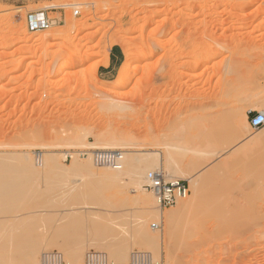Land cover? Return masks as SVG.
<instances>
[{
	"label": "rangeland",
	"instance_id": "1",
	"mask_svg": "<svg viewBox=\"0 0 264 264\" xmlns=\"http://www.w3.org/2000/svg\"><path fill=\"white\" fill-rule=\"evenodd\" d=\"M42 9L62 22L29 31L28 14ZM114 46L124 61L105 74ZM166 107L180 115L166 123ZM255 108H264V0H0V264H53L55 255L84 264L90 252L111 264H132L131 254L142 264H264V211L247 194L264 174V143L250 142L264 126H241ZM109 138L130 165L160 154L167 180L169 146L180 143L175 172L196 180L173 178L188 181V195L150 215L136 199L153 193L131 176L89 173L95 151H112L90 143ZM47 158L60 162L53 172ZM140 223L160 244L144 241Z\"/></svg>",
	"mask_w": 264,
	"mask_h": 264
},
{
	"label": "bare ground",
	"instance_id": "2",
	"mask_svg": "<svg viewBox=\"0 0 264 264\" xmlns=\"http://www.w3.org/2000/svg\"><path fill=\"white\" fill-rule=\"evenodd\" d=\"M134 57H133V54H131V53H127V57H126V62L127 63H129L132 59H133ZM241 58V57H240ZM254 66V65H253ZM256 66H259V65H255V68H256ZM254 68V67H253ZM129 68L127 67V68H125L124 69V71H126V70H128ZM123 71V72H124ZM123 72H121V74L123 73ZM115 103V102H114ZM108 103H106V105H107ZM108 105H110V104H108ZM179 106H180V104H178ZM113 107H115V104H113L112 105ZM119 106V105H118ZM121 106V105H120ZM124 106V105H123ZM126 106V105H125ZM108 107H111V106H108ZM259 107V106H258ZM122 108V107H121ZM121 108L119 109V110H121ZM129 108V107H128ZM131 108V107H130ZM167 108V107H166ZM169 108V107H168ZM168 108L166 109V112H165V110L163 109V111L165 112V114L164 115H162L164 118H166L165 119V122H166V120H167V118L169 119V117L170 116H172L173 117V115H175V114H177L178 113V115H180L179 114V112L178 111H180V110H177V109H180L179 107L178 108H176V110L174 109L175 108V105H174V110H168ZM262 108V107H261ZM261 108H255V109H257V110H260V112H263L264 113V108L263 109H261ZM110 109V108H109ZM254 109V110H255ZM125 110V109H124ZM253 110V109H252ZM177 111V112H176ZM251 112V111H250ZM159 113H160V111H159ZM161 113V114H162ZM177 115V116H178ZM176 116V115H175ZM179 118H180V116H178ZM244 117H245V115H244ZM178 118V119H179ZM177 119V118H176ZM169 120H171V119H169ZM168 120V121H169ZM244 120V119H243ZM167 123V122H166ZM165 123V124H166ZM164 124V123H163ZM140 125V124H139ZM241 125V124H240ZM244 125V124H243ZM243 125H241L242 126V128H243V130L244 129H247V128H249V126H251L250 125V122L249 121H245V128L243 127ZM238 125H236V130H239V131H237V132H240L241 130H242V128H241V126H239V128L237 127ZM152 126H150L149 128L150 129H152L151 128ZM247 127V128H246ZM148 128V127H147ZM252 128V127H251ZM260 129V128H259ZM131 130V129H130ZM121 131H123V130H121ZM121 131H119V132H121ZM147 131H149V130H147ZM127 132H128V130H127ZM123 133V132H122ZM122 133H119V135H121ZM124 135L126 134V133H123ZM129 134H130V132H129ZM177 135H179L178 133L176 134V136ZM125 136H128V135H125ZM124 136V138H125V140H126V138L127 137H125ZM114 137H115V135H114ZM123 138V137H122ZM177 138V137H176ZM179 138V137H178ZM110 139V138H109ZM114 139V138H113ZM119 139V138H118ZM123 140V139H122ZM127 140H129V138L127 139ZM174 140V139H173ZM178 140V139H177ZM176 140V141H177ZM112 140L110 139V141L109 142H111ZM114 141H116L115 139H114ZM129 141H131V139L129 140ZM180 141V139L178 140V142ZM113 142V141H112ZM109 143V144H112V145H108V144H106V145H104V146H100V147H96L93 143H90L91 145H92V147H95V149H97V150H112L114 153H116L117 155H120V157H119V159H118V165L117 166H110L111 168H109V169H104V167H103V170L101 171V172H99V173H97V171L96 172H94L93 171V169H92V167H93V165H91V164H95V162H94V157H93V162L92 163H90V162H86L85 163V165H84V167L87 169V171L89 172V173H91L92 175H96V174H99L100 176H101V178H103V179H105V180H109L108 182H116V181H118V180H120V182H121V180L124 178V174H125V177H127V176H129V178H130V176H131V180H133V181H131L132 182V184H134L135 185V187H133V185H132V187L133 188H136V189H142V190H146L147 191V189L145 188V183H146V181H147V176H148V174H149V170H152V169H154V168H156V169H159V171H161L160 169H161V167H162V162L160 161V154L159 153H157V154H159V155H157V156H154V155H150V154H145L146 156H144L145 157V159L143 158H141V157H134L135 159H137L138 160V158H140L139 160H143L142 162H134L133 163V165H130V162H131V160L133 159V158H131V160H130V158H128V156L126 155L125 156V153H126V150H124V148L122 149V147H118V146H114V144L113 143ZM132 142V141H131ZM250 142L252 143V144H254V145H259V144H263L264 143V131L262 132H258V133H256V134H254L251 138H250ZM108 143V142H107ZM126 144H127V142H125ZM123 144V143H122ZM180 144V143H179ZM178 143H175L174 142V144H173V141H172V145L171 146H169V149H168V157H167V166H168V168H169V170H171V172H168V174H167V177L168 178H170V179H172V180H175L173 177H178V175L181 177V175L183 176H185L187 179H188V181H190V183H194L195 182V180L196 179H194V178H196V177H194L195 175L194 174H191L190 172H189V175H188V173L187 172H183L181 175L180 174H176V170H177V166H175V163H176V157H175V155H172V154H174V150L172 151L171 149H177L179 152H180V145H179ZM128 146H129V144H128ZM130 146H132V144H130ZM125 151V152H124ZM167 151V150H166ZM176 151V150H175ZM97 151H95L94 153H93V155H92V153L90 154V155H92V156H94V154L96 153ZM100 152H103V151H100ZM171 152H173V153H171ZM60 154V153H59ZM64 154H66V153H64ZM64 154H63V156H64ZM69 154H72V153H69ZM127 154V153H126ZM179 154V153H178ZM55 155H57V154H55ZM61 155V154H60ZM172 156H174V157H172ZM179 156L180 155H178L177 156V158H179ZM29 157V156H28ZM47 157H49V156H47ZM54 158H55V156H53ZM53 157H51V158H53ZM24 161L26 160V159H24V158H22ZM59 159V158H58ZM91 159H92V157H91ZM175 159V160H174ZM47 161H46V163H45V161H44V163H43V165L45 164L46 165V172H48V171H51V172H53V170H51V169H53V167H56L55 165H56V163H54L56 160L55 159H53L54 161H51L50 162V159L48 160V158L46 159ZM138 160V161H139ZM58 161V160H57ZM90 161H92V160H90ZM175 161V162H174ZM26 162V161H25ZM25 162H23L22 163V165L23 164H25ZM161 162V163H160ZM50 163V164H49ZM58 163L60 164V162L58 161ZM75 163H78V162H76V159H74V165H73V167L74 168H77V166H76V164ZM178 164V163H177ZM26 165H30V163L28 164H26ZM84 167H82V168H84ZM58 168H59V166H58ZM105 168H106V166H105ZM108 168V167H107ZM8 169V168H7ZM30 169V168H29ZM10 170H12V169H10ZM9 170V171H10ZM101 170V169H100ZM56 170H54V172H55ZM15 172V171H14ZM1 173V172H0ZM126 173H127V175H126ZM147 173V174H146ZM175 173V174H174ZM263 173V172H262ZM128 174H131V175H128ZM90 175V174H89ZM78 176V175H77ZM79 177H80V174H79ZM184 177V178H185ZM126 179H128V178H126ZM264 179V174L262 175V174H258L256 177H254V179H252L251 181H252V183H250L251 185H248V186H251V187H248V191H249V188H250V191H249V193H247V194H249V197H250V201H252V203H253V205H254V207L253 206H251V208L253 207V212L255 213V212H257L256 214L257 215H260L261 214V212H263L264 211V194H263V190L261 191V186H263V184H264V182H263V184H262V180ZM77 181H78V179H77ZM102 181H104V180H102ZM104 182H106V181H104ZM103 182V183H104ZM126 182V181H125ZM130 182V181H129ZM86 183V182H85ZM107 184V183H106ZM112 184V183H111ZM131 184V183H130ZM80 185V184H79ZM85 186H86V184H85ZM79 187V186H78ZM83 188H84V185L82 186ZM81 187V188H82ZM90 188V187H89ZM79 189V188H78ZM90 189H92V188H90ZM135 189V190H136ZM83 191V190H82ZM86 191H88V190H86L85 189V193H87ZM92 191V190H91ZM137 191V190H136ZM84 192V191H83ZM82 192V193H83ZM89 192V191H88ZM143 192V191H142ZM65 192H63V194H64ZM80 194H81V192H79ZM66 194V193H65ZM246 194V195H247ZM82 195V194H81ZM86 195V194H85ZM144 195V194H143ZM65 196V195H64ZM63 196V197H64ZM90 196H93V195H90ZM248 196V195H247ZM80 198H82V197H80ZM79 198V199H80ZM88 198H89V196H88ZM92 198V197H91ZM136 198V197H135ZM134 198V199H135ZM182 198H184V197H182ZM64 199V198H63ZM181 199V198H180ZM187 199V198H186ZM186 199H185V201H186ZM87 200H89V199H87ZM179 200V199H178ZM136 201H137V203L138 204H140V206H141V208L143 207V209H145V210H147L148 212L149 211H151L152 213L153 212H159L158 211V209H159V207L160 206H162L161 205V203H160V201H159V199H158V197L157 196H155L154 194L152 195H147V196H140V197H137V199H136ZM135 200H134V202H136ZM180 202H184V201H180ZM188 202V201H187ZM187 202H186V204H187ZM136 204V203H135ZM181 204H183V203H181ZM180 203H179V205L180 206H182ZM189 204V203H188ZM137 205V204H136ZM187 206V205H186ZM179 207V206H178ZM139 208V207H138ZM142 210V209H141ZM178 210H180V209H178ZM233 211H235V209H233ZM237 211V210H236ZM235 211V212H236ZM251 211H252V209H251ZM141 212H143V211H141ZM144 212H146V211H144ZM144 212L142 213V215H144ZM147 212V213H148ZM151 212H149L148 214H150V215H152V213ZM147 213H145V214H147ZM240 213V212H239ZM238 213V214H239ZM258 213H260V214H258ZM162 214H164L163 213V211H162ZM139 215H140V213H139ZM142 215H140V216H142ZM154 215H155V213H154ZM241 215V214H240ZM137 216V215H136ZM160 216V215H159ZM176 216V213H174V212H168V213H165L164 214V217L163 218H166V221H169V220H171L172 218H174ZM138 217L139 216H137V219H138ZM154 217H158L157 215L156 216H154ZM233 217H235L236 218V215L235 216H233ZM140 218V217H139ZM238 218H239V216H238ZM139 220V219H138ZM141 220V219H140ZM236 220H237V218H236ZM138 222V221H137ZM136 222V223H137ZM139 222H144V220L143 221H139ZM140 223V224H141ZM228 223L230 224V225H232V223H230L229 221H228ZM227 223V224H228ZM227 224H226V226H227ZM138 225V224H137ZM137 225H136V227H137ZM142 226L140 227L139 226V228H141V230H142V235H141V237L142 236H144L145 238H147L148 240H144L147 244H153V243H155V245H156V243H158V244H160L159 242H160V238H161V236L160 235H156V236H153V235H150V234H147V233H145V232H143V229H142V227H143V225L144 224H141ZM153 225H158V224H153ZM233 226V225H232ZM232 228V227H231ZM228 229H229V225H228ZM231 230V229H230ZM78 238V237H77ZM75 241H77L78 239H74ZM208 240V239H207ZM80 241V240H79ZM73 242V241H72ZM74 243V242H73ZM76 243V242H75ZM77 245H80L79 244V242L75 245V244H73V247H72V249H71V251H69L68 253V256H69V261L70 262H72V261H77L78 260V258H79V252L82 250V248H79V250L80 251H78V248L76 247ZM114 245V244H113ZM76 248H75V247ZM81 247H82V245H81ZM156 247V246H155ZM199 247H201V246H199ZM199 247H198V249H197V252H198V254H199V252H201L203 249H199ZM203 247V246H202ZM201 247V248H202ZM196 249V248H195ZM31 251L29 252L30 254H34L35 253V249H30ZM37 250V249H36ZM206 250V249H205ZM38 251V250H37ZM196 252V251H195ZM197 252H196V254H197ZM201 254V253H200ZM122 255V252H119L118 250H117V248H116V250L114 249V251H113V253H112V256L113 257H116V256H121ZM131 260H133L134 259V255L133 254H131ZM84 258V257H83ZM87 258V257H86ZM86 258H84L85 259V262H86ZM116 261V260H115ZM37 262V261H36ZM36 264H43V262H40V263H36ZM81 264H83V263H81ZM85 264V263H84ZM109 264H111V263H109ZM114 264H115V262H114Z\"/></svg>",
	"mask_w": 264,
	"mask_h": 264
},
{
	"label": "built area",
	"instance_id": "3",
	"mask_svg": "<svg viewBox=\"0 0 264 264\" xmlns=\"http://www.w3.org/2000/svg\"><path fill=\"white\" fill-rule=\"evenodd\" d=\"M78 13L79 11L75 10V14ZM61 22L62 18H54L50 16L49 11L46 9L31 12L27 17V27L31 32L45 30L53 25L60 24ZM249 122L253 129L262 128L264 126V113L255 111L252 116L249 117ZM93 157L96 165L117 166L120 155H117L113 151H97ZM144 186L148 191L152 192L158 197L163 207L175 204L179 198L185 197L189 193V184L187 180L181 178L167 180L163 172L159 170H153L149 172ZM262 190L264 194V184L262 186ZM153 227L157 228L158 225H153ZM58 259H60L58 256H53V264H57ZM144 262L147 261H145L143 258L142 260L136 259L135 256L132 260V264H142ZM85 264L109 263L108 258L104 253L90 252L88 253Z\"/></svg>",
	"mask_w": 264,
	"mask_h": 264
},
{
	"label": "crops",
	"instance_id": "4",
	"mask_svg": "<svg viewBox=\"0 0 264 264\" xmlns=\"http://www.w3.org/2000/svg\"><path fill=\"white\" fill-rule=\"evenodd\" d=\"M124 61V52L120 46H114L109 51L108 63L103 66L105 74H111L121 66Z\"/></svg>",
	"mask_w": 264,
	"mask_h": 264
}]
</instances>
